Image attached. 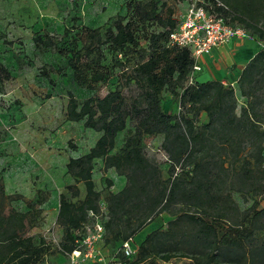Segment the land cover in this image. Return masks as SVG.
<instances>
[{
    "label": "trees",
    "instance_id": "1",
    "mask_svg": "<svg viewBox=\"0 0 264 264\" xmlns=\"http://www.w3.org/2000/svg\"><path fill=\"white\" fill-rule=\"evenodd\" d=\"M220 2L223 6L215 9L218 14L264 40V0ZM125 9V15L109 17L103 31L81 26L75 39L63 47H57L48 34L33 38L35 49H57L67 58L80 88L94 89L108 81L114 69L124 79V85L82 102L67 94L66 119L83 121L100 135L85 154L69 158L66 164V173L76 184H83L84 198L74 202L64 193L58 196L56 222L63 229L60 251L68 256L78 250L82 226L100 214V193L92 177L94 164L100 161L102 171L113 169L126 180L122 189L106 198L103 227L110 237H103L105 243H120V248L155 216H175L165 229L144 236L133 264L155 256L165 262L188 257L191 264H264V237H255L264 229V208L256 209L258 203L253 201L241 210L232 197L234 191L252 196L264 193V170L258 176L246 160L240 168L235 166L251 139L259 142L255 161L264 164V48L248 61L235 86L217 80L189 83L195 62L190 50L167 46L178 23L173 9L155 0H129ZM68 33L65 29L63 35ZM142 40L148 56L140 51ZM105 50L110 64L105 62ZM10 78L11 72L0 65V83ZM125 85L134 87L129 96L123 92ZM164 91L178 98L179 115L163 110ZM237 93L245 99L239 113ZM201 113L207 121L199 124ZM128 122L133 129L115 151L117 134L126 130ZM156 135L162 136L166 176L144 150L145 136ZM105 181L112 185L111 180ZM76 184L71 187L72 197L80 193ZM16 200H23L28 210L13 208ZM32 208L23 195L8 194L0 179V264H44L47 243L28 235ZM127 260L121 256L117 262Z\"/></svg>",
    "mask_w": 264,
    "mask_h": 264
},
{
    "label": "rangeland",
    "instance_id": "2",
    "mask_svg": "<svg viewBox=\"0 0 264 264\" xmlns=\"http://www.w3.org/2000/svg\"><path fill=\"white\" fill-rule=\"evenodd\" d=\"M128 1L0 0V65H4L11 72V78L0 83V179L2 178L8 194H21L26 200L31 201L32 226L28 235L42 237L47 243L49 252L44 264H118L117 261L121 259L118 249L120 243L110 245L102 239L94 244V255L101 257V262L96 258H82V256L72 261L60 251L63 229L57 224L56 215L60 193L66 194L74 202L84 198L83 184H76L66 173V164L69 158H76L86 152L100 135L93 129L85 127L83 121L74 122L66 119L67 94L72 93L78 102H82L91 96H103L119 84L124 85V79L117 76L118 69H114L111 78L97 84L94 89L80 88L73 80L67 58L60 55L57 49L49 51L35 49L33 38L37 34H48L55 40L57 47H63L75 39L81 26L99 27L103 31L109 17L126 14L125 4ZM155 1L165 2L173 9L176 17L185 11L188 3L187 0ZM65 29L69 31L67 36L63 35ZM151 29L158 30L156 27H150ZM250 38L248 40L256 45V49L264 48V40L251 34ZM140 51L148 56L145 40L140 42ZM105 57V62L110 64V53L106 50ZM42 72L48 76H43ZM122 89L124 94L129 96L134 87L125 85ZM178 91L181 92L182 89L179 88ZM236 95L237 113H239L240 108L245 104V99L239 93ZM161 99L165 112L179 115L181 108L177 97L164 91ZM206 121V114L201 113L199 124ZM132 129L133 123L128 122L126 130L117 134V147H122ZM161 142V135L145 136L144 150L150 159L161 165L166 176V168L163 165L165 156L160 149ZM258 144L257 139L245 143L240 160L235 164L236 168H240L242 162L246 160L251 163L257 175L264 170V164L255 161ZM118 149L116 148L115 151ZM92 177L95 189L100 193V214L88 220L89 228L96 221L104 225L107 220L106 198L116 188L119 190L122 188L117 185L116 174L107 175V171H102L100 161L94 164ZM110 177L115 183L111 180L112 185L108 186L105 179L110 180ZM75 184L80 191L78 197H72L71 187ZM43 197L46 200L42 204L35 203L37 199ZM232 197L241 210L248 209L253 201L258 203L256 209L264 208V193L252 196L241 195L234 191ZM11 206L19 211L28 210L23 200L13 201ZM174 217L170 213L155 216L132 238L136 252L147 233L165 229L167 222ZM83 232L85 235L86 231L83 229L79 233L83 234ZM103 237L105 239L110 236H107L105 231ZM255 237L258 240L259 237H264V229L258 230ZM135 259L136 255H133L125 262L133 264ZM138 264H191V262L188 257H174L165 262L160 256H155Z\"/></svg>",
    "mask_w": 264,
    "mask_h": 264
},
{
    "label": "built area",
    "instance_id": "3",
    "mask_svg": "<svg viewBox=\"0 0 264 264\" xmlns=\"http://www.w3.org/2000/svg\"><path fill=\"white\" fill-rule=\"evenodd\" d=\"M185 11L177 18L178 23L174 31L169 34L167 46L188 48L192 58L195 60L189 83L193 82V73L199 71L200 67L196 60L208 54L213 48L225 45L232 39H244L249 37V32L241 25L228 21L224 16L218 14L215 9L223 4L218 0H187ZM225 86H233L223 83ZM86 234L78 240V250L68 256L72 261L82 258H96L101 262V257H96L94 244L101 241L104 236V227L99 221L93 223L89 228L85 223L82 226ZM132 238L124 241L119 248L122 257L130 259L135 255L136 250ZM125 264V263H121Z\"/></svg>",
    "mask_w": 264,
    "mask_h": 264
},
{
    "label": "crops",
    "instance_id": "4",
    "mask_svg": "<svg viewBox=\"0 0 264 264\" xmlns=\"http://www.w3.org/2000/svg\"><path fill=\"white\" fill-rule=\"evenodd\" d=\"M248 39H251L250 36L244 38V40L232 39L225 45L215 47L208 54L200 56L196 60V64L200 67V70L194 72V81L200 83L212 80H217L222 83H228L230 81L229 84L235 86L242 69L258 52L256 45ZM94 143L86 150V152L94 145ZM117 146L116 143L115 149L120 148ZM86 152L81 153L80 155H83ZM110 173L116 174L117 185L118 187L123 188L126 182L125 178L118 175L113 169L107 170V175ZM110 180H113L115 183V180L111 177ZM117 191H119V188H116L113 192L115 193Z\"/></svg>",
    "mask_w": 264,
    "mask_h": 264
}]
</instances>
